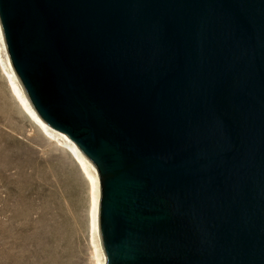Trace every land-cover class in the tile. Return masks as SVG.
<instances>
[{"label":"water","instance_id":"obj_1","mask_svg":"<svg viewBox=\"0 0 264 264\" xmlns=\"http://www.w3.org/2000/svg\"><path fill=\"white\" fill-rule=\"evenodd\" d=\"M0 22L97 166L106 264H264V0H0Z\"/></svg>","mask_w":264,"mask_h":264},{"label":"rangeland","instance_id":"obj_2","mask_svg":"<svg viewBox=\"0 0 264 264\" xmlns=\"http://www.w3.org/2000/svg\"><path fill=\"white\" fill-rule=\"evenodd\" d=\"M92 198L89 175L32 121L0 62V264H93Z\"/></svg>","mask_w":264,"mask_h":264},{"label":"bare ground","instance_id":"obj_3","mask_svg":"<svg viewBox=\"0 0 264 264\" xmlns=\"http://www.w3.org/2000/svg\"><path fill=\"white\" fill-rule=\"evenodd\" d=\"M0 62L2 63L7 78L10 82L13 93L16 98L23 106L24 110L31 117L32 121L41 128L50 138L62 144L64 147L72 153L78 160L79 164L89 175L93 188V201H92V232L95 242V262L93 264H106L107 257L103 247L100 225H99V200H100V182L98 170L95 168L92 161L81 151L75 141H73L67 134L54 129L49 124H47L37 113L36 109L33 107L27 92L16 73L13 64L11 62L6 41L4 38L1 22H0Z\"/></svg>","mask_w":264,"mask_h":264}]
</instances>
